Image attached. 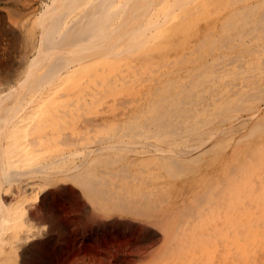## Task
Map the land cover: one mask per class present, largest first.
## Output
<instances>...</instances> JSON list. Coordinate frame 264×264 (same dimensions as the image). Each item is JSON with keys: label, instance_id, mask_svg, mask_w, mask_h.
<instances>
[{"label": "bare ground", "instance_id": "1", "mask_svg": "<svg viewBox=\"0 0 264 264\" xmlns=\"http://www.w3.org/2000/svg\"><path fill=\"white\" fill-rule=\"evenodd\" d=\"M50 201L143 230L118 264H264V0H0V264Z\"/></svg>", "mask_w": 264, "mask_h": 264}, {"label": "rangeland", "instance_id": "2", "mask_svg": "<svg viewBox=\"0 0 264 264\" xmlns=\"http://www.w3.org/2000/svg\"><path fill=\"white\" fill-rule=\"evenodd\" d=\"M71 198H72V201L73 202H71ZM67 200L70 201V205H71V208H72V211H70L71 213H69V215L71 217H73V218L74 217L76 218V216H78L81 208L83 207V201L80 200V198L77 196V194L76 195L71 194L69 196V198H67ZM69 201H68V203H69ZM52 203H53L52 201L49 202V206H48L49 210H50V208H51V210H52V208H55L56 211L57 210H59V211H57L58 212L57 213L53 209L54 212L51 211V210L49 212L52 213L51 214V215H53L52 218L55 217L54 215H57L56 216V219H54V220L58 221V223L56 221H53V224L51 225V227H49L50 225H47L46 229L50 233L51 232L52 233L54 232L55 235L57 234L56 235L57 236V241H56L57 244L55 243V245H56L55 247H47V246L44 247L43 246V247H40L39 248V251H40V252L38 251L39 254L41 256L43 255V257H45V259H46V257L48 259V260L46 259L47 260V261H45L46 263L44 262L45 264H48V263L49 264H96L97 262H98L97 264H115V263L118 264V261H124L127 257H129V255L132 252H135L137 250L141 251V249H144V247L142 246V243H143L142 242V239H143L142 237L144 236L143 235V232H144L143 230H141L139 232L140 233L139 235H141V236L135 237V238H133V240H131L129 242H126L125 244H123V242H120L118 239H115V237L113 238V235L114 234L119 233V232H125L126 231V229L124 230V226H123L124 225L123 224L124 222L123 221L122 222L121 221L120 222H116V221L110 222V221H108V224L106 222L105 223L106 226H104L103 230H99L98 231V234H97V232H91L89 234L90 231L89 232L86 231L87 229L84 227V225H80V224L75 225L74 224V226H72V227L69 228L70 231H69V234L68 235H65L64 233L63 234L60 233L61 234V237H60V235L58 236L59 231H55V230H57V226H59V223H63V220L65 219V217L63 218V216H65V215L61 214V208L56 207L55 206V203L54 204H52ZM82 227H84V228H82ZM109 227H111V228L113 227L114 229L112 228L109 231ZM121 227H122V230L123 231L121 230ZM99 233L102 236H100ZM84 234H86V235H84ZM103 234H104V236H103ZM90 237H91V239H90ZM107 238L111 239L112 241H108ZM58 240H59V243H58ZM64 242H65V244H64ZM90 243H92V244H90ZM81 244H82V246H81ZM95 247H96V249H95ZM53 248L55 250L57 249L58 252H57V250L55 251ZM51 249H53V251ZM69 249H70V252H69ZM89 250H90V252L88 253ZM56 253H59V254H56ZM79 254H80V256H79ZM107 254L108 255L110 254V255L107 256ZM117 254L118 255H121V257H122L123 260H121V259L118 260V255ZM56 257H58V258H56ZM116 257H117V259H115ZM51 258H53V259H51ZM50 260H52V261H50ZM32 263L33 264L40 263L39 262V258L38 257H34L32 259V262H31V260H28V262H27V264H32Z\"/></svg>", "mask_w": 264, "mask_h": 264}]
</instances>
